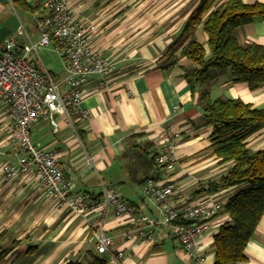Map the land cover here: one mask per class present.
I'll use <instances>...</instances> for the list:
<instances>
[{
	"label": "crops",
	"instance_id": "crops-1",
	"mask_svg": "<svg viewBox=\"0 0 264 264\" xmlns=\"http://www.w3.org/2000/svg\"><path fill=\"white\" fill-rule=\"evenodd\" d=\"M21 1L32 5L35 0ZM176 2L178 6L172 8ZM192 2L70 0L75 20L86 28L91 22L96 24L89 44L113 62V83L105 85L98 76H89L78 106L89 118L83 119L76 112L67 121L57 115L58 127L53 129L42 117L31 126L30 139L35 148L56 152L74 192L100 197L102 185L113 188L138 215L153 220L160 214L142 193L147 178L172 184L175 192L171 204L181 206L206 195L196 196L194 190L218 178L231 165L218 163L210 154L212 125L203 117L199 89L192 88L183 75L185 68L198 65L180 57L173 66L165 68L160 60L180 32ZM42 11V7L28 10L20 1L0 0V22L15 14L32 41L40 36L38 23ZM236 34L241 43L264 44V20L244 24ZM16 37L23 42L22 36ZM194 37L208 54L201 25ZM52 75L61 77L63 70ZM208 92L212 99H239L252 107L264 108V85L250 90L245 84L234 82L227 70L209 83ZM5 113L0 98V165L25 157L4 130ZM170 141L175 144L176 156L172 167L152 163L150 158ZM246 142L252 151L264 150V129L250 135ZM86 156L91 157L90 163ZM234 191L235 187H230L209 195L225 203ZM228 219L225 211L213 219L199 244L202 263H196L183 258L178 242L166 227L146 224L154 238L143 241L134 229L145 222L133 221L129 216L114 217L109 210H87L83 217L72 214L50 203L32 172L12 177L0 172V235L3 243L12 244L2 264L86 261L89 252L95 254L91 231L99 220L105 234L112 238V250L124 252L122 264H212L213 235ZM98 256L106 258L105 264H109L107 254ZM244 256L234 264H264V212L245 246Z\"/></svg>",
	"mask_w": 264,
	"mask_h": 264
},
{
	"label": "built area",
	"instance_id": "built-area-1",
	"mask_svg": "<svg viewBox=\"0 0 264 264\" xmlns=\"http://www.w3.org/2000/svg\"><path fill=\"white\" fill-rule=\"evenodd\" d=\"M46 11L38 23L40 36L32 41L19 25L2 41L0 49V98L6 108L2 123L9 140L25 157L16 163L4 162L0 172L7 177L32 172L39 187L50 203H56L72 214L83 217L87 210L110 211L114 217L129 216L133 221L145 222L134 229L143 241L154 238L148 226L166 227L180 247L184 259L202 263L199 244L213 219L224 204L219 197L209 194L173 206L171 198L175 189L170 183L147 178L142 193L158 210L160 217L149 220L138 215L134 207L125 202L113 188L102 185L100 197L89 192H74L73 183L64 172L56 152L34 147L30 139L31 126L44 117L53 129L58 127L57 115L71 121V114L78 112L83 119L89 114L78 109L84 96L83 85L91 75L98 76L103 84H112L114 64L95 51L89 44L97 26L94 22L86 28L72 17L70 0H41ZM15 36H22L17 45ZM52 46L62 62L63 75L54 77L38 59L39 47ZM87 163L91 157L86 156ZM176 161L175 144L170 141L154 156L156 164L171 168ZM95 250L107 254L109 264H122L125 254L112 250V238L105 234L102 221H97L91 231Z\"/></svg>",
	"mask_w": 264,
	"mask_h": 264
},
{
	"label": "trees",
	"instance_id": "trees-1",
	"mask_svg": "<svg viewBox=\"0 0 264 264\" xmlns=\"http://www.w3.org/2000/svg\"><path fill=\"white\" fill-rule=\"evenodd\" d=\"M28 10L42 7L41 0L27 5ZM43 8V7H42ZM39 17L41 18L46 14ZM254 19L264 20V2L252 4L242 0H194L180 32L172 38L162 57L165 68L173 66L180 57L198 65L183 70L186 81L199 89L198 103L204 119L212 125L210 154L218 163H230L218 178L199 185L194 195L214 193L235 187L224 204L229 219L213 235L212 264H234L242 261L244 249L264 212V150L252 151L247 138L264 129V108H255L239 99L214 98L208 92L209 83L221 72L229 71L234 82L250 90L264 85V44L241 43L236 30ZM201 25L206 35L208 54L196 41L194 32ZM18 41V37H14ZM2 43L0 44L1 49ZM154 162V156L150 158ZM149 161V162H150ZM12 244L2 242L0 235V264ZM89 252L86 261L67 260L62 264H105L103 254Z\"/></svg>",
	"mask_w": 264,
	"mask_h": 264
},
{
	"label": "rangeland",
	"instance_id": "rangeland-1",
	"mask_svg": "<svg viewBox=\"0 0 264 264\" xmlns=\"http://www.w3.org/2000/svg\"><path fill=\"white\" fill-rule=\"evenodd\" d=\"M177 6H178V2H176L175 6H172V8ZM161 9L162 8H160V10ZM37 53H38V59L40 60L42 65L43 66L45 65V68L46 67L49 68L48 70L51 71L52 74L55 75L61 72L62 70L61 58L59 57L58 53L55 51V49L52 46L39 47Z\"/></svg>",
	"mask_w": 264,
	"mask_h": 264
},
{
	"label": "water",
	"instance_id": "water-1",
	"mask_svg": "<svg viewBox=\"0 0 264 264\" xmlns=\"http://www.w3.org/2000/svg\"><path fill=\"white\" fill-rule=\"evenodd\" d=\"M20 25V22L15 14H11L0 22V43L9 36L12 31L16 30Z\"/></svg>",
	"mask_w": 264,
	"mask_h": 264
}]
</instances>
